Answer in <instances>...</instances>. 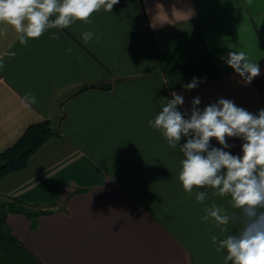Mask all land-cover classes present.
<instances>
[{
    "label": "crops",
    "instance_id": "1",
    "mask_svg": "<svg viewBox=\"0 0 264 264\" xmlns=\"http://www.w3.org/2000/svg\"><path fill=\"white\" fill-rule=\"evenodd\" d=\"M84 31L100 39L85 43ZM233 51L258 64L250 83L227 64ZM0 62V152L30 124L57 130L0 178V264H229L210 236L242 224L222 234L201 217L213 202L238 210L210 188L199 189L205 204L197 189L186 193L183 153L148 122L173 93L185 118L197 97L201 111L222 98L253 115L264 109V0H119L26 45L0 26ZM28 92L36 104L23 102ZM243 142L227 138L224 150L242 155ZM13 197L40 214L10 211Z\"/></svg>",
    "mask_w": 264,
    "mask_h": 264
},
{
    "label": "clouds",
    "instance_id": "2",
    "mask_svg": "<svg viewBox=\"0 0 264 264\" xmlns=\"http://www.w3.org/2000/svg\"><path fill=\"white\" fill-rule=\"evenodd\" d=\"M119 0H0V26L13 30L21 45L29 40L39 39L50 29H66L76 22L91 23L94 13L103 8L112 11ZM100 39L92 31H84L81 38L85 43L93 37ZM58 33L52 32L49 39L58 40ZM70 53L72 49L69 47ZM14 56L15 53H12ZM227 64L246 83L260 74L256 62H250L246 52L228 53ZM3 63L0 62V68ZM197 79L185 87L193 89ZM162 111L149 120V126L158 130L172 149L183 153L179 181L183 190L192 194L195 200L205 204L208 193L199 189H213L218 197H230V205L238 210L227 213L216 203L205 205L202 222L213 220L221 233L227 232L230 223H240L238 234H215L210 236L216 252H225V260L231 264H264V109L257 115L237 107L228 99H220L206 106L202 111L197 97L193 100L191 115L185 118L178 110L183 105V97L173 93ZM28 105L37 103V97L28 92L22 98ZM242 138V155H232L227 138ZM182 138L186 143L179 145ZM215 139L222 147H211Z\"/></svg>",
    "mask_w": 264,
    "mask_h": 264
},
{
    "label": "trees",
    "instance_id": "3",
    "mask_svg": "<svg viewBox=\"0 0 264 264\" xmlns=\"http://www.w3.org/2000/svg\"><path fill=\"white\" fill-rule=\"evenodd\" d=\"M56 134L57 130L49 120L30 124L14 144L0 152V178L9 172L23 168L30 156L47 139ZM5 206L10 211L24 212L27 215L36 216L40 214L39 210L33 209L34 207L30 204L16 197H13ZM229 264H231V261H229Z\"/></svg>",
    "mask_w": 264,
    "mask_h": 264
}]
</instances>
